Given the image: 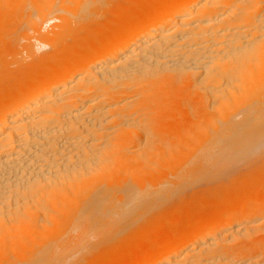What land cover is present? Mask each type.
Wrapping results in <instances>:
<instances>
[{
    "label": "bare ground",
    "instance_id": "6f19581e",
    "mask_svg": "<svg viewBox=\"0 0 264 264\" xmlns=\"http://www.w3.org/2000/svg\"><path fill=\"white\" fill-rule=\"evenodd\" d=\"M0 264H264V0H0Z\"/></svg>",
    "mask_w": 264,
    "mask_h": 264
}]
</instances>
